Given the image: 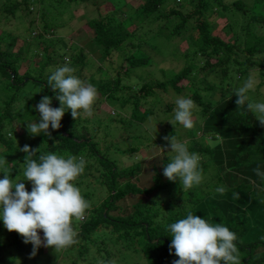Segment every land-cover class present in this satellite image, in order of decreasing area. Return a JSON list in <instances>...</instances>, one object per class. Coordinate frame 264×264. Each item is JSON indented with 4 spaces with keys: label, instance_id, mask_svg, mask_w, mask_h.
Listing matches in <instances>:
<instances>
[{
    "label": "trees",
    "instance_id": "trees-1",
    "mask_svg": "<svg viewBox=\"0 0 264 264\" xmlns=\"http://www.w3.org/2000/svg\"><path fill=\"white\" fill-rule=\"evenodd\" d=\"M132 3L137 6L125 0H0V22L12 26L0 30L3 167L9 170L12 180L24 178L26 153L20 149L25 145L40 149L37 156L54 153L83 157L86 169L75 183L90 204L84 218L74 221L77 242L59 252L52 249V254L47 255L42 250L31 255L33 246L25 244L18 233L9 232L0 221V264H126L131 257L144 258L145 264H174L179 257L170 249L168 225L189 212L236 233L240 264H264V178L255 171L264 173V125L246 104L238 106L235 96L236 89L256 66L263 84L257 86L256 96L248 95L260 102L263 96L264 0H239L227 5L221 0ZM172 3L178 4V9L168 11ZM89 5H94L97 13L87 19L92 37H70L75 29V11ZM218 15L235 24L227 26L236 35L235 41L226 42L213 35L216 25L209 18ZM190 30L189 49L184 54L186 68L166 82L131 83L135 73L151 64L152 57L145 52V46L160 49L161 39L170 40ZM19 41L22 44L16 52ZM114 54L123 62L113 77L106 62L114 65ZM66 57L67 65L75 69L74 75L95 86L98 103L106 101L119 111L120 121L116 123L124 125L130 143H109L102 150L98 135L92 134L80 118L74 119L70 110L65 112L60 129H49L51 137L29 133L27 123L39 121L40 114L34 106L43 97L52 99L53 108L60 107L47 81L58 66L66 64ZM23 64H29V68L22 73ZM87 69L94 71L84 80ZM183 81H187L186 86L180 85ZM170 89L181 95L187 92L200 108L196 127L186 130L177 124L187 131L184 137L189 139V149L200 154L203 168L201 185L188 190L163 175L164 166L171 160L166 155L169 150L161 159V167H152L151 180L144 186H140L139 178L143 162L133 158L142 145L165 147L167 135L183 138L180 129L172 128L161 133L156 142L144 130L156 116L157 106L165 107L167 113L175 109L173 102H164V94ZM150 99L151 105L144 108ZM126 109L131 115L122 118L121 111ZM105 129H110L108 123ZM16 133L20 136L15 137ZM26 134L32 138L24 143ZM107 138L104 143L110 141ZM127 154L124 164L132 160V165L120 166L115 156ZM89 178L96 189L86 182ZM22 183L31 192V182ZM218 186H224L226 191L217 193ZM97 197L99 201H94ZM132 197L138 200L127 210L122 204ZM114 256L121 257L120 261L112 262Z\"/></svg>",
    "mask_w": 264,
    "mask_h": 264
},
{
    "label": "clouds",
    "instance_id": "clouds-1",
    "mask_svg": "<svg viewBox=\"0 0 264 264\" xmlns=\"http://www.w3.org/2000/svg\"><path fill=\"white\" fill-rule=\"evenodd\" d=\"M74 73L75 69L65 64L58 66L48 77V86L56 93L55 99L60 102V107L53 108L52 99L43 97L34 106L40 114L39 121L27 123L31 135L51 137L49 129H60L61 120L69 110L74 119L93 115L96 88ZM258 83L254 72H250L243 85L236 89L235 96L238 106L246 104L247 110L264 125V102L253 101L248 95L256 90ZM196 109L190 97L178 96L174 118L168 122L191 130ZM164 139L171 149V160L164 166L163 175L172 182L179 181L184 190L201 185L204 176L200 154L190 151L188 143L178 140L176 135ZM20 150L26 153L23 179L18 176L12 180L9 170L3 167L5 160L0 159V174H3L0 178V221L9 232L18 233L25 244L33 246V256L40 247L52 248L55 252L67 249L77 242L74 221L83 219L90 209L89 202L75 183L85 172L86 161L83 157L54 153L37 156L40 149L34 150L28 145ZM255 171L264 178L259 169ZM22 180L31 182V192L26 190ZM215 191L223 194L226 188L218 186ZM168 229L171 232L170 249H174V254L179 257L174 264H240L238 237L222 224H211L189 212L168 225Z\"/></svg>",
    "mask_w": 264,
    "mask_h": 264
},
{
    "label": "rangeland",
    "instance_id": "rangeland-1",
    "mask_svg": "<svg viewBox=\"0 0 264 264\" xmlns=\"http://www.w3.org/2000/svg\"><path fill=\"white\" fill-rule=\"evenodd\" d=\"M125 1L127 3H131L133 7L137 6L136 3H132L133 0H125ZM171 1H174V0H171ZM235 1H239V0H221V2H223L226 5L232 4ZM177 2L178 4H180L179 1ZM178 4L172 3L168 11H170L171 9H178ZM132 6L130 5L131 8ZM96 14H97L96 7L94 5L93 6L89 5L87 8L84 6H81L79 10H76L74 13V16H75L74 28L75 29L71 33V35L73 36H70V37L75 38L77 37V34L78 35L82 34V36H85L87 40H90V38L92 37V34L90 32V29L88 28L87 19L94 17ZM185 14H188V11H185ZM231 22H232L231 20L225 18L224 16H219V15L212 16L210 18V23H215L216 25L213 35L221 37L226 42L235 41L236 35L233 36V34L230 33V30L227 29V26L229 24H232ZM0 25L4 26L0 29L2 31L8 30L9 27H12L9 25H4V21H1ZM232 25L234 26L235 24H232ZM188 27H190L189 24H188ZM191 34H192V31L190 30V31H186L184 35L172 38L170 40L161 39L162 46L160 49L159 48L152 49L149 46H145L144 47L145 52H147L150 55V57H152L151 64L149 67L145 68L144 70L135 73V76L131 83L133 85H136V82L139 84L150 83L152 81L166 82L167 80L171 79L174 74H179L187 66V59L184 58V54L189 49V41H188L187 36ZM21 44L22 42L19 41V44L17 45V47L14 48L16 52L19 50ZM65 62L66 64L69 63V57H66ZM112 62L115 64L109 65L110 62L108 61L106 62V66H110L111 76L114 77L115 75L114 70L117 69L119 64H122L123 60L117 54H114L112 57ZM28 68H29V64H23L21 67V72L22 73L25 72ZM105 69L107 70L108 68L105 67ZM93 71L94 70L92 69H89V71L88 69L85 70L84 80H86L87 78H90V73H92ZM252 72H254L256 79L259 81L258 85L263 84V79L261 78V76H259L260 68L256 66L254 67V70ZM138 78L141 80L138 81ZM180 85L186 86L187 81L181 82ZM262 89H264L263 85H262ZM262 93H263V96H261L262 98L261 97L259 98L261 99V102H263V98H264V92ZM249 94H254V96H256L255 95L256 91H253ZM2 95L3 94L0 91V96ZM178 96L188 97L190 96V94H188L187 92H184V94L181 95V94L176 93L174 90L170 89L169 93L164 94V97H165L164 102L165 103L173 102L175 104V99ZM21 97H24V96L21 95ZM98 97L99 96L97 95V100L93 108V115L91 116L85 115L83 118H80L84 122V125L88 126V129L92 134L98 135V137L101 140L100 147L102 150H104L105 146L109 145V143L111 144H115L117 142H120V144L130 143L132 140L127 138V135L129 133L128 134L125 133L124 125L122 123H116L120 121V117L118 116L119 111H117L116 108L111 107V105L108 104L106 101L100 100V103H98ZM152 101L153 99H150L148 101V104H146L144 108L147 109L151 105ZM39 102L37 104H39ZM157 109H158L157 114L153 118L152 122L149 124V127L147 126V129H144V130H147V135H151L152 138L157 142V139L159 138L161 133H168L172 128H175L176 130L180 129L181 133L183 134L182 136L183 138L180 140L186 141L187 143H189V139L184 137L187 131L180 128V126L178 125H176L175 127L172 123L168 122L169 120H172L174 118V110L172 113H167L165 112L166 111L165 107L160 109V107L157 106ZM199 111H200V108L197 106V109L194 111V127H196L198 123V118H199L198 112ZM130 115H131V111L128 109H126V111L123 113L121 111L122 118L124 117L129 118ZM85 120L87 121L86 123H85ZM101 120L104 122L101 123ZM105 122L108 123V125L110 126L109 130L105 129V124H106ZM14 136L19 137L20 133H16L14 134ZM167 137H170V135H167ZM30 138L32 137H30L29 134H26L24 143H27L29 140H31ZM106 138L110 141L104 143L103 140ZM167 150L171 151L170 147H168V142L165 144V147L160 144L155 145L153 143H150L147 148H145V145H142L141 151L139 152L137 157L133 155V158L135 159V161L143 162V164L141 165L142 173L139 175V178L141 179V183H142L140 186H144L150 182L151 175H152L151 174L152 167L153 166L161 167V159L165 151ZM168 153L169 152H166V155H170ZM127 156L128 154L123 157L122 155H117L115 156V159L120 166L127 167V166L132 165L133 163L132 160H130L128 164H124ZM207 177L208 176L205 177V180L207 179ZM20 179H23V178H20ZM91 181H92V178H89V180H87L86 182L92 183ZM26 182L28 183L29 181L26 180ZM92 185L95 189L97 188L94 183H92ZM164 196L165 195H161V198H164ZM137 200L138 198L132 197L129 200L123 202L122 206H124L127 210H130L131 205H134ZM94 201H99L98 197L95 198ZM258 210L263 215V211L260 208H258ZM254 216L255 218L257 217V215H254ZM260 217L263 218V216H260ZM40 235H41V238L43 239L42 231L40 232ZM251 238L252 236L250 235L248 240L250 241ZM40 251L44 255H47L49 252H51L52 254V248L40 247L37 250V253ZM29 257L30 256H28L27 258ZM120 259L121 257L114 256L112 259V262H115V261L119 262ZM126 264H145V260L144 258H141V257L140 258L131 257V258H127Z\"/></svg>",
    "mask_w": 264,
    "mask_h": 264
}]
</instances>
